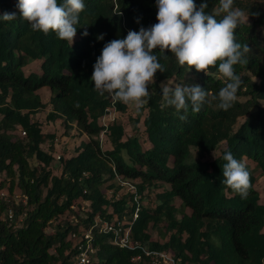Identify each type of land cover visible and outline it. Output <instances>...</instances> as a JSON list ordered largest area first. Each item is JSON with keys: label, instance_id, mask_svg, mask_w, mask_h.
Masks as SVG:
<instances>
[{"label": "trees", "instance_id": "trees-1", "mask_svg": "<svg viewBox=\"0 0 264 264\" xmlns=\"http://www.w3.org/2000/svg\"><path fill=\"white\" fill-rule=\"evenodd\" d=\"M195 2L199 5L201 0ZM84 3L71 45L54 32L33 31L19 16L18 0H0V15L17 14L12 21L0 19V176L8 178L11 192L18 186L29 198L22 228L16 230L15 225L0 219V264H69L67 251L72 243L68 235L73 227L65 221L57 224L53 233L47 230L62 217H81L72 210L81 199L90 202V220L97 214L106 215L110 207L120 216L140 207L133 225L134 238L149 243L154 250L172 251L189 264H264V204L255 188L257 174L264 176V0H234V7L244 10L249 19L236 29L237 42L248 44L251 51L247 64L235 66L243 83L227 111L218 107V99H212L227 82L218 72V63L207 74L196 72L194 67H180L170 52L166 51L165 59L159 49L154 50L165 71L156 73L145 98L148 103L139 113L141 116L148 110L144 125L151 147L147 150L139 136L123 141L125 130L117 120L109 121L108 129L101 124L115 102L119 109L124 110L125 105L108 93L100 95L91 76L106 43L158 22L156 0ZM208 4L206 12L215 15L219 0H208ZM216 18L221 19L222 14ZM101 34L104 39L97 40ZM34 61L40 62V72L27 75L24 69ZM173 79L172 89L194 85L195 80L208 93L198 113L189 102L186 121L180 119L184 110L166 106L162 95L160 84ZM43 88L52 92L53 111L48 119H62L67 131L76 124L89 137L78 155L62 160L60 177L50 170L52 156L41 148L53 142L54 136L43 133L35 119L46 106L38 93ZM242 118L247 119L235 130ZM18 129L23 138L15 135ZM106 130H110L114 146L111 152H102L97 140ZM222 143L226 148L220 156L207 160ZM227 152L243 161L250 172L251 188L244 199L222 183L223 155ZM31 159L38 164L33 165ZM116 175L141 179L137 185L141 195L157 183L171 188L158 196V208L151 210L144 207L142 199L133 201L131 194L119 200L116 194L112 200L106 198L102 186ZM8 182H2L0 189ZM176 199L191 213L181 212L178 219ZM130 201L135 204L132 209L127 207ZM6 208L0 204L1 212ZM151 224H163L169 240L150 242ZM96 243L101 264H134L131 260L137 251L113 246L109 236L98 237Z\"/></svg>", "mask_w": 264, "mask_h": 264}, {"label": "clouds", "instance_id": "clouds-1", "mask_svg": "<svg viewBox=\"0 0 264 264\" xmlns=\"http://www.w3.org/2000/svg\"><path fill=\"white\" fill-rule=\"evenodd\" d=\"M208 6V0H201L199 5L195 0H156V24L147 29L140 27L139 31L130 30L125 38L114 39L104 45L93 66L91 80L94 82V89L100 95L108 93L113 100L125 105H135L139 111L147 103L145 98L149 96V85L155 79L156 73L165 71L154 51L159 49L165 59L166 51L170 52L180 67H194L196 72L207 74L209 68L216 67L218 63V72L227 82L220 89L218 97L212 96V99H218V107L227 111L237 100V92L243 83L235 66L247 64V54L251 51L248 44L237 42L235 34L238 26L248 17L244 10L234 7V0H219L215 15L206 12ZM17 8L19 16L29 22L33 31L44 34L54 32L60 40L72 45L77 33L79 14L84 11L85 3L84 0H63V3L58 0H18ZM221 14L222 18L217 20L216 16ZM251 15L258 16L259 13ZM16 17V13L5 12L0 15V19L4 21H12ZM83 35L87 36L88 33L85 31ZM103 39V34L97 36V40ZM161 91L166 106H174L178 112L184 110L185 114L180 116L182 121L187 120L189 102L192 111L198 113L208 96L199 85L185 84L174 89L164 86ZM108 113L104 120H107ZM114 121L115 119L110 124ZM108 125L104 126L108 129ZM223 160L226 163L222 169V183L242 199L246 198L251 188L250 172L246 164L235 159L231 152L225 153ZM114 180H117L118 186L126 195L133 196V201H139V191L131 183L132 180L118 175ZM122 183L134 186L136 191L132 193L127 184L123 186ZM119 199L121 198L116 197V200ZM127 207L132 209L135 204L130 201ZM109 211L111 214L107 215ZM135 211L136 208L129 214L130 210H127V214L120 216L114 214V209L111 211L108 208L103 216H108L109 219L114 216H127L133 222V232L140 210L136 220ZM142 244L152 249L149 243ZM181 258L183 264L191 263Z\"/></svg>", "mask_w": 264, "mask_h": 264}, {"label": "rangeland", "instance_id": "rangeland-1", "mask_svg": "<svg viewBox=\"0 0 264 264\" xmlns=\"http://www.w3.org/2000/svg\"><path fill=\"white\" fill-rule=\"evenodd\" d=\"M249 19H247L245 22H248ZM40 62L34 61L30 63L25 70L27 75H30L32 73H39L40 72ZM175 84L174 79L165 81L160 84V87L163 88L164 86H168L171 88ZM194 85H197V83L194 80ZM39 95L41 96L43 102L46 104L45 108L40 111L35 119L39 122L41 125V130L43 133L48 135L54 136V141L51 142V140L44 145H42V149L49 153L53 161L51 163L50 170L53 172L54 176H63V168L64 163L62 160H68L72 157H75L78 155L79 150L84 142L89 141V137L83 133L79 127L74 124L72 125L70 131H67V128L65 127L62 119H57L56 121H52L48 119V115L50 112L53 111V106L51 105V98H52V92L49 89L43 88L40 91H38ZM148 103V101H147ZM142 107L145 109L146 104ZM125 105V104H124ZM262 108H264V101L261 102ZM140 110L137 111L135 108V105L129 104L125 105V109H119L116 106L114 108L109 110L107 120H104V117L101 119V124L106 125L109 121H112V119L117 120L120 122L125 130V135L123 137V141H127L131 137L139 136L140 142L142 144V147L147 150L151 147L150 142L147 139V134L145 133V117L148 114V110H143L142 114L140 116ZM247 118H242L239 120V123L237 126H235V130H237L241 124L246 121ZM136 127L138 128V131H136ZM110 130L107 132H103L97 140H99L101 145L102 152H111L114 150V146L112 144V141L109 137ZM16 136H19L21 138L24 137V133L21 129H18L17 132H15ZM53 146V147H51ZM53 148V149H52ZM226 148V143H222L220 149L212 152L208 157L207 160L214 161L217 159L221 151ZM53 150V151H51ZM195 153V151H194ZM60 157V159H58ZM31 162L33 165H36L35 159H31ZM250 164L255 167L254 163ZM8 178L4 175L0 176V185L2 182H8ZM131 181V180H130ZM131 183L137 187V185L142 183L141 179H134L131 181ZM170 185L165 183H157L155 187H151L147 189L142 195L138 194L139 199H142V204L145 208H149L151 210H156L158 208L159 202H158V196L168 190H170ZM255 188L260 194V203L264 204V176H260L259 173L257 174V182L255 183ZM102 192L106 196V198L112 200V196L116 194L117 198H123L126 195V192L122 190L118 186L117 180H112L102 186ZM46 194V191H45ZM174 205L176 208H178L179 213H177V218H181V212L190 214V209H183L182 208V202L179 199H176L174 201ZM109 210H113L112 208H109ZM69 216H67L66 220H68ZM65 222V221H62ZM59 222H54L53 225L47 230V233L51 234L54 232V227L59 224ZM23 224L16 225L15 229H19L23 227ZM148 233L150 234L151 241H158L161 243H165L170 238V233H168L163 226V224H159L157 226H153L151 224L148 228ZM161 233L164 236H161ZM187 238V235L183 236V239L185 240Z\"/></svg>", "mask_w": 264, "mask_h": 264}, {"label": "built area", "instance_id": "built-area-1", "mask_svg": "<svg viewBox=\"0 0 264 264\" xmlns=\"http://www.w3.org/2000/svg\"><path fill=\"white\" fill-rule=\"evenodd\" d=\"M126 184L122 183L123 186ZM9 185L8 182L4 188L0 189V204L4 203L7 206L4 212L0 211V219L16 226L25 223L28 217L29 198L18 186L11 192ZM126 186L132 193L136 191L134 186L129 184ZM72 210L79 212L81 217L73 214L69 216L68 220H66L67 216L59 220L60 222L68 221L73 227L68 235V239L72 243L71 250L67 251V255L70 257L69 264H101L102 261L98 258L100 249L96 243L97 238L101 236H109L110 243L116 247L137 251L131 260L134 264H183L182 258L176 257L173 252L153 250L135 240L132 232L133 222L127 216L122 218L114 216L109 219L108 216L97 214L90 220L87 215L90 210V202L83 199L78 201ZM139 210L140 207H137L134 220L137 219ZM110 214L109 211L107 215ZM87 219L88 224L85 223Z\"/></svg>", "mask_w": 264, "mask_h": 264}]
</instances>
